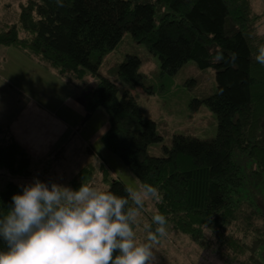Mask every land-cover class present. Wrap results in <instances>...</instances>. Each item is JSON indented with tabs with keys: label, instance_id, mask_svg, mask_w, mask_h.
I'll use <instances>...</instances> for the list:
<instances>
[{
	"label": "trees",
	"instance_id": "1",
	"mask_svg": "<svg viewBox=\"0 0 264 264\" xmlns=\"http://www.w3.org/2000/svg\"><path fill=\"white\" fill-rule=\"evenodd\" d=\"M126 32L159 58L162 73L172 75L188 61L215 71V93L199 102L217 117L213 140L175 136L167 156L149 155L150 144L162 141L155 121L135 99H120L116 83L101 72ZM261 45L264 10L255 12L251 0H27L13 9L0 0V46L83 89L86 121L105 110L109 128L101 144L141 187L157 189L152 217L164 215L166 226L220 264H264V65L255 59ZM140 66L128 55L116 72L140 86ZM0 135V167L12 177L29 174V152L1 127ZM99 171L103 191L128 196L103 162ZM94 172L85 166L70 187L89 185ZM19 185L9 182L0 192V214ZM127 207L135 205L129 200Z\"/></svg>",
	"mask_w": 264,
	"mask_h": 264
},
{
	"label": "rangeland",
	"instance_id": "2",
	"mask_svg": "<svg viewBox=\"0 0 264 264\" xmlns=\"http://www.w3.org/2000/svg\"><path fill=\"white\" fill-rule=\"evenodd\" d=\"M26 1L2 0V4L13 9L18 8ZM251 2L255 12L261 13L264 10V0H251ZM128 55L137 56L141 60L139 74L143 77V85L135 86L119 79L116 69ZM101 72L116 83L120 99L123 97L135 99L143 114L155 121L157 133L162 141L150 144L148 149L150 156H167L165 149L171 148L175 136L196 138L206 142L216 137L217 117L208 105L199 103L211 97L216 91V73L213 69H200L195 62L188 61L172 75L162 73L159 58L150 54L144 45L136 43L130 32H126L116 49L105 57ZM95 82V79L89 78L87 83ZM66 85L72 91H79L70 84L66 83ZM79 92L82 93L83 89ZM78 100L83 105L81 95ZM85 125L90 127V131H95L102 126H109L108 115L105 110H101L91 122L83 123L82 129ZM134 129L137 133L141 131L140 126H136ZM91 150L85 148V155H92ZM101 151V156H103L101 161L91 159L87 162L88 159L84 154L75 156L74 150L71 149L64 153L60 162L48 158L47 161L39 163L32 159L29 174L21 177L9 176L6 170L0 167V192L6 188L9 182L25 184L31 182L34 177H38L42 181L70 186V182L80 173L81 169L90 164L95 166V172L88 186L103 191L107 186L103 184L102 174L99 171L102 162L112 176L122 180L130 191L141 188L138 180L129 173L116 156L109 153L104 147ZM153 210L151 199H146L143 209L139 212L134 230L137 242L146 241ZM166 233L167 235L159 238L154 245L158 264H220L214 259L208 258L205 252L195 246L192 239L174 230L172 226H166Z\"/></svg>",
	"mask_w": 264,
	"mask_h": 264
},
{
	"label": "clouds",
	"instance_id": "3",
	"mask_svg": "<svg viewBox=\"0 0 264 264\" xmlns=\"http://www.w3.org/2000/svg\"><path fill=\"white\" fill-rule=\"evenodd\" d=\"M255 59L264 65V45ZM18 187L0 214V264H158L154 245L167 235V218H151L155 228L145 242L134 232L145 200L158 198L155 187L143 185L127 197L38 177ZM129 200L135 207H127Z\"/></svg>",
	"mask_w": 264,
	"mask_h": 264
},
{
	"label": "crops",
	"instance_id": "4",
	"mask_svg": "<svg viewBox=\"0 0 264 264\" xmlns=\"http://www.w3.org/2000/svg\"><path fill=\"white\" fill-rule=\"evenodd\" d=\"M79 91L70 90L54 72L16 48L0 47V127L33 161L43 163L51 158L60 162L68 149L77 156L85 155V148L92 149V155H85L87 162L103 158L100 139L109 126L90 131L85 125L82 129L83 123L91 122L101 110L86 121Z\"/></svg>",
	"mask_w": 264,
	"mask_h": 264
}]
</instances>
